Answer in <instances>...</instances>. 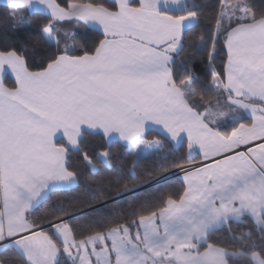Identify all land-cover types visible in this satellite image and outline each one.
<instances>
[{"label": "snow or ice", "instance_id": "obj_1", "mask_svg": "<svg viewBox=\"0 0 264 264\" xmlns=\"http://www.w3.org/2000/svg\"><path fill=\"white\" fill-rule=\"evenodd\" d=\"M6 7L16 28L42 18L43 50L34 48L32 65L26 51H0V264H264V0H218L207 86L176 64L199 19L187 0ZM74 24L84 31L70 32ZM152 126L159 135L149 140ZM85 135L118 138L164 162L166 142L185 147L186 158L170 161L183 173L180 188L82 220L79 230L62 206L37 217L52 193L77 180L69 146L95 171L80 147ZM99 156L107 164L109 149ZM151 175L167 181L168 166Z\"/></svg>", "mask_w": 264, "mask_h": 264}, {"label": "trees", "instance_id": "obj_2", "mask_svg": "<svg viewBox=\"0 0 264 264\" xmlns=\"http://www.w3.org/2000/svg\"><path fill=\"white\" fill-rule=\"evenodd\" d=\"M66 3L67 0H59ZM234 0H228L233 3ZM189 5H195L199 10V19L195 22L191 31L184 35V51L176 57L178 68L181 64H187L194 74L199 78L197 83L207 86L208 83V43L214 28L215 15L218 11V0H187ZM42 18L34 15L24 24L22 28L13 27L9 18L7 7L0 5V51L9 50L13 47L20 51H26L30 65L38 63L40 57L35 51L42 48L36 46L39 29L36 27ZM75 29L83 32L81 25H71L69 31ZM204 37L202 42L200 37ZM54 50V49H53ZM222 55L216 59V67L222 68ZM6 83L10 81L5 77ZM159 134L149 131L146 138L151 140ZM81 149L87 151L96 164L95 171L83 161L82 155L76 151H69L70 167L77 173L75 185L69 189L57 190L51 194L45 204L40 205L36 213L42 217L50 214L54 207L65 209L64 219L77 227L82 220L90 217L104 219L117 215L114 211L120 208L128 209L143 201H150L158 196V193L165 189H179L182 183L181 178H169L163 183H157V178L151 173L158 164H166L168 172L174 168L170 167L171 160H182L187 157L185 147H169L165 143V150L171 153L169 161L164 162L157 159L155 155L145 154L136 157L128 148L118 142H107L101 135H85L80 145ZM110 151V161L105 164L99 153L105 149ZM175 148V150H174ZM164 153H161L163 155ZM134 175L136 179H130ZM127 184L128 191L118 194L115 185ZM96 209L97 211H92ZM47 225V224H45ZM44 225V226H45ZM245 227L244 224H234V229ZM47 229V228H46Z\"/></svg>", "mask_w": 264, "mask_h": 264}, {"label": "crops", "instance_id": "obj_3", "mask_svg": "<svg viewBox=\"0 0 264 264\" xmlns=\"http://www.w3.org/2000/svg\"><path fill=\"white\" fill-rule=\"evenodd\" d=\"M0 5H4V6H6V0H0ZM149 131H154V132H156V133H158V131L156 130V127L155 126H152V128L149 130ZM149 131H147L146 132V134L149 132ZM159 134V133H158ZM102 136V135H101ZM103 137V136H102ZM104 138V137H103ZM107 142H113V141H109L108 139H106V138H104ZM114 142H118V143H120L121 145H123V146H125L126 148H128L129 150H130V147L129 146H127V145H125L122 141H119V139L118 138H116L115 140H114ZM174 147H178V146H174ZM69 148H70V151H75V150H72L71 149V146H69ZM131 151V150H130ZM132 152V151H131ZM145 154H147V153H142L141 155H145ZM181 181H182V177H181ZM75 185V183L73 184V185H71V186H66L64 189H62V190H65V189H69V188H71V187H73Z\"/></svg>", "mask_w": 264, "mask_h": 264}, {"label": "built area", "instance_id": "obj_4", "mask_svg": "<svg viewBox=\"0 0 264 264\" xmlns=\"http://www.w3.org/2000/svg\"><path fill=\"white\" fill-rule=\"evenodd\" d=\"M168 176L169 178H181L183 173L179 169L174 168L168 172ZM44 227L47 228L48 226L45 225Z\"/></svg>", "mask_w": 264, "mask_h": 264}, {"label": "rangeland", "instance_id": "obj_5", "mask_svg": "<svg viewBox=\"0 0 264 264\" xmlns=\"http://www.w3.org/2000/svg\"><path fill=\"white\" fill-rule=\"evenodd\" d=\"M140 156H143V155H140ZM136 157H139V156L136 155ZM101 159H102V158H101Z\"/></svg>", "mask_w": 264, "mask_h": 264}]
</instances>
